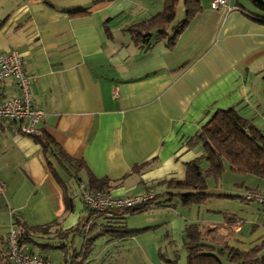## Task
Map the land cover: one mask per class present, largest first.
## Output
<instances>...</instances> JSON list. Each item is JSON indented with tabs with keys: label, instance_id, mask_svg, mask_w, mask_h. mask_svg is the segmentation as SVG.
<instances>
[{
	"label": "crops",
	"instance_id": "0c3cea01",
	"mask_svg": "<svg viewBox=\"0 0 264 264\" xmlns=\"http://www.w3.org/2000/svg\"><path fill=\"white\" fill-rule=\"evenodd\" d=\"M211 1L202 0L169 48L158 34L137 45L129 30L162 12L163 0H0V53L17 50L27 61L32 102L45 111L40 137L83 163L81 179L69 177L51 148L21 132L19 122L0 120L1 264H13L4 256L14 214L31 225L53 224L52 233L36 238L51 244L52 260L80 251L84 239L70 230L88 212L78 183L92 179L120 197L153 188L158 203L97 218L124 216L138 233L99 237L85 264H188L190 224L209 245L201 252L223 259L228 248L264 244L263 206L244 199L248 189L264 191V178L237 173L225 161L219 180L208 179L213 195L194 204L170 195L167 185L184 180L186 164L205 155L197 134L215 111L235 107L264 130V0H227L219 8ZM77 8L86 12L71 13ZM184 9L178 0L175 18ZM17 93L14 77L2 81L0 99ZM59 228L63 240L55 236Z\"/></svg>",
	"mask_w": 264,
	"mask_h": 264
},
{
	"label": "trees",
	"instance_id": "16d2710c",
	"mask_svg": "<svg viewBox=\"0 0 264 264\" xmlns=\"http://www.w3.org/2000/svg\"><path fill=\"white\" fill-rule=\"evenodd\" d=\"M163 2L164 9L162 12L153 16L149 21L138 22L129 28L137 45L150 43V37L158 34L160 37L166 38L169 48H172L184 28L203 8L202 0H184L185 17L182 21L172 25L178 0H163ZM81 12H86V9L77 8L71 13ZM197 136L203 141L205 155L186 164L187 171L184 180H171L167 183L170 189L169 194H178L184 204L201 203L213 195L209 192L208 179L219 180L225 170V161H228L231 169L237 173L253 174L264 178V130L258 127L253 119L243 117L235 107L215 111L212 117L201 127ZM34 137L53 150L54 155L66 168L69 177L76 180L81 179L78 169L83 165L82 162L71 158L56 146V143L49 136L43 134V137ZM204 160L209 163L208 169L203 167ZM55 175L61 179L56 172ZM61 181L65 183V180L62 179ZM100 183V181L92 179V183L88 186L108 191ZM68 199L71 207L70 198ZM157 199L158 196H154V198L137 206L115 208L110 212H97L83 203L88 211L87 215L82 217L75 227L71 228L70 232L76 235L81 234L84 238L83 228L89 224L88 234L84 238L82 249L77 251V248L73 247L70 255H65L67 256L65 257L66 260L62 263H56L52 260L48 250L50 243L43 244L36 240L37 237H44L46 234L52 233L53 224L31 225L20 221L18 216L14 214L13 225L19 229L18 243L23 250L39 254L48 259L51 258L54 264H85L88 252L95 246V241L99 237L110 236L112 239L127 240L138 233L136 230L127 228L124 223V216L119 217L122 220L107 221L105 223H98L97 218L104 217L109 220L116 217H108L110 213L125 215L138 212L155 204ZM244 199L246 200L245 196ZM185 232V245L189 250L188 264H264V244L255 246L245 252L236 248H228L226 259H223L221 254L209 249L201 252L200 248L202 246L209 245L202 243V233L197 225H188ZM55 236L59 240H63L64 231L59 228L56 230ZM37 245H40L39 248H35ZM53 248L55 249V247ZM8 257L9 254L4 256L5 259ZM7 261L11 262L9 259ZM166 261L167 264H177L176 259Z\"/></svg>",
	"mask_w": 264,
	"mask_h": 264
},
{
	"label": "built area",
	"instance_id": "2783aa9c",
	"mask_svg": "<svg viewBox=\"0 0 264 264\" xmlns=\"http://www.w3.org/2000/svg\"><path fill=\"white\" fill-rule=\"evenodd\" d=\"M226 4L227 0L211 1L212 8H219ZM26 64V59L17 50L0 53V86L6 78L14 77L18 88V93L15 96L0 99V120L10 119L17 121L20 124L21 132L28 135L41 136L42 132L38 128V124L45 115V111L43 108L35 106L32 102V77L26 70ZM78 184L83 203L97 212H110L115 208L134 207L155 196L153 188L136 195L120 197L114 196L109 191L90 187L83 182ZM4 192L5 187L0 183V195L4 194ZM245 198L247 201L257 202L263 206L262 222L264 224V191L248 189L245 193ZM88 230L89 224L83 228L85 237L88 234ZM18 235L19 229L12 224L6 234V242L9 259L13 264H54L51 259L23 250L18 243Z\"/></svg>",
	"mask_w": 264,
	"mask_h": 264
},
{
	"label": "rangeland",
	"instance_id": "374dc122",
	"mask_svg": "<svg viewBox=\"0 0 264 264\" xmlns=\"http://www.w3.org/2000/svg\"><path fill=\"white\" fill-rule=\"evenodd\" d=\"M184 2V0H179V4L181 5L182 3ZM179 9V8H178ZM185 14H186V10L184 9L183 13H182V16L179 17V15L176 16V18L174 19L173 21V24L172 25H175L177 22H180L184 19L185 17ZM182 19V20H181ZM227 183H230L232 181L233 183V180H230V179H226ZM85 238V237H84ZM83 238V239H84ZM54 251V250H53ZM61 254V252H60ZM60 254H53V257L55 259V261L57 260L56 263H60L62 260H63V254L60 258ZM122 257H127V256H124V254L122 255ZM1 264V263H0ZM136 264V263H135Z\"/></svg>",
	"mask_w": 264,
	"mask_h": 264
}]
</instances>
